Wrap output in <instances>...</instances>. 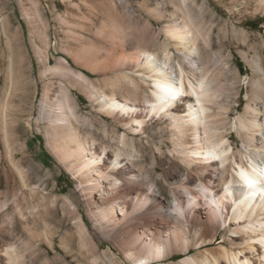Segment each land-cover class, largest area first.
I'll use <instances>...</instances> for the list:
<instances>
[{"label":"bare ground","instance_id":"6f19581e","mask_svg":"<svg viewBox=\"0 0 264 264\" xmlns=\"http://www.w3.org/2000/svg\"><path fill=\"white\" fill-rule=\"evenodd\" d=\"M107 1L85 0L101 15L98 24L88 16L84 25L85 17L78 12L74 18H60L72 41L62 49L77 66L98 74L95 82L73 70L66 57L49 63L48 38L41 30L35 31L42 46H33L43 65L40 113L47 121L48 145L74 179L97 225V236L111 243L125 264H264V60H252L259 77L243 112L228 122L229 66L227 61L221 65V57L211 51V29L198 19L204 14L189 8L185 0H176L179 6L170 12L148 9L147 16L161 22V30L149 40L139 37L130 47L123 14L109 9ZM260 3L264 8V0ZM32 14L35 22L37 15ZM145 24L151 29V22ZM72 26L92 32L93 38L71 31ZM160 34L159 48L149 46L148 41L158 40ZM73 87L90 102L88 122L79 97L71 93ZM2 122L6 125L7 120ZM227 130L237 135L239 148L232 147L233 136ZM154 133L160 137L157 142ZM166 140L171 143L167 151L162 148ZM145 145L156 159L164 156L170 165L183 167L179 172L159 163L172 201L136 168ZM7 160L22 189L36 190L12 153H7ZM19 205L15 214L30 231ZM43 205H32L33 214ZM49 205H56L54 197ZM74 227L80 249L89 257L97 255L99 245L83 215L76 214ZM39 238L53 248L51 235ZM104 254L110 264L119 262L109 246ZM178 254L186 256L173 261ZM24 258L16 247L0 241L1 264H26Z\"/></svg>","mask_w":264,"mask_h":264},{"label":"rangeland","instance_id":"374dc122","mask_svg":"<svg viewBox=\"0 0 264 264\" xmlns=\"http://www.w3.org/2000/svg\"><path fill=\"white\" fill-rule=\"evenodd\" d=\"M106 3L109 9L123 14L130 47L136 45L139 37L144 36L149 40L150 34L155 35L161 30L162 23L147 16L146 10L158 7L170 12L179 6L176 0H109ZM259 3L260 0H185L189 8L204 14L198 19L204 28L211 29V51L221 57V65L227 61L226 66H229V71L226 70L229 74L226 73V84L229 87L227 101L230 102L227 104L231 105L228 122L243 112L247 98L251 97L250 91L254 89V82L259 77L252 60H264V8ZM234 7L238 11L231 13L229 9ZM76 12L85 17L82 19L84 25L88 16L96 24L102 20L99 12L86 5L85 0H0V21L4 26V31L0 32V241L16 247L19 254L25 257L26 264H45V261L49 264L47 259L52 264H96L97 261L99 264H110L104 254L108 246L118 256L117 264L126 263L124 256L111 243L97 236V225L89 217L74 179L48 145L44 130L47 121L40 113L44 84L40 77L43 65L39 63L33 47L42 46L36 29L48 38L49 63L54 65L58 58L66 57L73 70H81L92 82L100 77L77 66L62 49L65 45H72V41L66 38L68 27L61 24L60 18L65 15L70 17ZM32 13L37 15L35 22L30 20ZM146 21L152 23L151 29L146 27ZM70 30L84 35L86 39L93 38L92 32L77 26H72ZM162 38L160 34L158 40L148 41V45L157 49ZM71 93L79 97V107L88 117L84 119L88 122L91 109L88 98L74 87ZM4 119L7 120V126L3 125ZM108 121L111 122L110 119ZM229 132L233 136L230 138L232 147L239 148L237 135L227 130ZM159 138L154 133L153 141L157 142ZM162 148L167 151L171 143L166 140ZM8 152L12 153L13 159L27 173L25 175L29 186L36 190L22 189L19 175L8 163ZM153 154L151 147L145 145L136 168L149 175L166 201H172L169 187L162 182L159 163L164 162L167 167H175L179 172H183V167L170 165V160L164 156L156 159ZM53 197L56 199L54 207L49 205ZM41 202L46 203V206H38L39 214H33L31 206ZM17 205L22 207L27 216L30 231L19 223L14 211ZM73 206L77 207L78 212L71 210ZM77 213L83 215L89 233L99 245L97 255L89 257L88 252L80 249L77 244L74 233ZM43 233L53 237L55 247L48 248L40 240ZM176 256L173 261L182 259L186 254ZM1 257L3 261L4 256Z\"/></svg>","mask_w":264,"mask_h":264}]
</instances>
